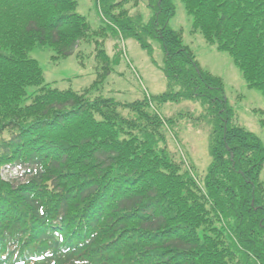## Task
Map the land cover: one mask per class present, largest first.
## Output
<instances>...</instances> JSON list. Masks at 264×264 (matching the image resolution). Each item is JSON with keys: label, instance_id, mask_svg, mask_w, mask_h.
I'll list each match as a JSON object with an SVG mask.
<instances>
[{"label": "trees", "instance_id": "16d2710c", "mask_svg": "<svg viewBox=\"0 0 264 264\" xmlns=\"http://www.w3.org/2000/svg\"><path fill=\"white\" fill-rule=\"evenodd\" d=\"M182 2L192 32L264 94V0ZM149 5L142 33L127 11L113 18L144 49V33L159 39L170 89L122 103L46 85L29 56L75 52L91 28L78 0H0V264H264V138L234 121L223 79L169 26L174 0ZM97 57L96 85L112 69ZM185 100L198 111L158 108ZM187 122L204 135L202 169L182 145ZM7 165L26 180H5Z\"/></svg>", "mask_w": 264, "mask_h": 264}, {"label": "rangeland", "instance_id": "374dc122", "mask_svg": "<svg viewBox=\"0 0 264 264\" xmlns=\"http://www.w3.org/2000/svg\"><path fill=\"white\" fill-rule=\"evenodd\" d=\"M150 1L78 0V12L87 18L91 27L87 40H83L69 56L57 58V51L49 45L37 46L29 53L38 60L43 70L45 84L75 90L95 85L98 69H101L99 70L101 73L105 72L102 69V62L97 58V50L103 48V51L111 56L109 63L112 72L103 83L96 85L98 88L91 91L90 98L103 95L126 103L169 90V81L162 69L165 54L159 39L144 33V37L151 44L149 50L144 49L132 33L120 29V22L113 18L119 11H127L132 30L142 33V27L148 25L154 16ZM174 3L176 13L169 20V26L184 32V42L195 53L202 68L223 77L234 121L264 138V94L258 89L248 87L228 52L219 51L216 45L207 43L200 33L192 32L193 17L187 12L182 0H174ZM189 103L186 100L177 102L170 110L164 105L157 106L164 114L188 109L198 111L196 103ZM123 114L129 115V110H123ZM197 128L206 130L205 125L200 127L198 125ZM193 131L190 122L179 129L189 161L198 164L202 169L209 162L204 149V135L202 132ZM169 144L173 146L170 139ZM208 150L207 145V152ZM3 177L10 180L23 179L21 172L13 167L5 169Z\"/></svg>", "mask_w": 264, "mask_h": 264}]
</instances>
